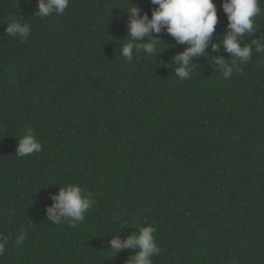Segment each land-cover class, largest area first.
<instances>
[{"label":"trees","instance_id":"obj_1","mask_svg":"<svg viewBox=\"0 0 264 264\" xmlns=\"http://www.w3.org/2000/svg\"><path fill=\"white\" fill-rule=\"evenodd\" d=\"M38 2L0 0V232L12 238L0 264H127L139 249L110 241L148 224L153 264H264V53L223 78L211 57L231 60L212 50L228 25L223 0L189 79L173 63L187 45L166 31L153 33L156 55L120 54L125 11L151 18V0H70L43 19ZM14 19L30 23L26 40L7 34ZM256 20L245 43L264 36ZM27 128L43 150L20 157ZM68 184L95 201L75 227L47 218Z\"/></svg>","mask_w":264,"mask_h":264},{"label":"clouds","instance_id":"obj_2","mask_svg":"<svg viewBox=\"0 0 264 264\" xmlns=\"http://www.w3.org/2000/svg\"><path fill=\"white\" fill-rule=\"evenodd\" d=\"M70 0H39L34 15L43 19L49 16L63 15L68 8ZM131 3V0H130ZM155 5L151 18L147 13L141 15L142 9L133 6L125 12L128 16V37L120 50V54L131 61L134 55L143 52L148 56L156 55V45L159 44L155 34L166 31L177 43L186 44L184 51L173 58L177 65L175 75L180 79H189L193 73L195 60L206 56L209 44L212 43L216 26L218 24L217 6L214 0H151ZM264 0H223L222 8L227 15L228 25L225 33L217 43H212L213 52L221 46L231 54V60L226 61L221 56H213L212 63L218 66L224 79H229L234 72H243L252 58L253 50L264 53V36L253 38L250 43L244 42L246 35L257 31L256 18L264 14L261 5ZM6 32L10 36H18L26 40L31 34V25L28 22L12 20L8 22ZM243 44V46H242ZM135 48V52L133 49ZM43 150V145L37 139L34 129L27 128L18 139L15 154L23 157ZM92 193L86 191L78 184H68L60 188L58 194L52 196L55 203L47 209L49 221L59 225L69 222L73 227L76 222L83 221L85 213L95 203ZM156 229L148 224L140 226L138 231L121 240L118 236L110 241L111 251L119 253L125 248L139 249L131 255L127 264H153L152 257L161 252L158 247L155 233ZM12 238L0 232V256H3L6 246ZM27 239V232L14 238V244L20 245Z\"/></svg>","mask_w":264,"mask_h":264}]
</instances>
